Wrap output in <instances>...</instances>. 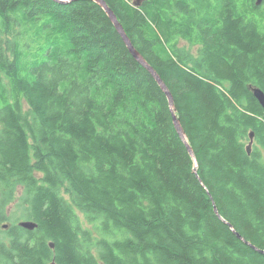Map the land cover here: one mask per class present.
Here are the masks:
<instances>
[{"label": "trees", "instance_id": "16d2710c", "mask_svg": "<svg viewBox=\"0 0 264 264\" xmlns=\"http://www.w3.org/2000/svg\"><path fill=\"white\" fill-rule=\"evenodd\" d=\"M106 1L197 160L100 4L0 0V264H264V1Z\"/></svg>", "mask_w": 264, "mask_h": 264}, {"label": "water", "instance_id": "95a60500", "mask_svg": "<svg viewBox=\"0 0 264 264\" xmlns=\"http://www.w3.org/2000/svg\"><path fill=\"white\" fill-rule=\"evenodd\" d=\"M58 2H70L73 0H56ZM95 2H97L98 4H100V6H102L105 11L107 12V14L109 15L110 19L112 20V22L114 23V25L116 26L117 30L119 31V33L121 34L123 40L125 41L126 45L128 46L130 52L132 53V55L143 65L145 66L150 73L154 76V78L157 80L158 84L162 87V89L164 90V92L166 93V95L168 96L169 102H170V106L172 108V112H173V118H174V124L175 127L180 135V137L182 138V140L184 141V143L186 144L190 154L192 155V157L194 158V160L196 161V155L194 153L193 148L191 147L188 137L186 135V132L184 131L180 120L178 119L176 113H175V108H174V98L173 95L170 91V89L168 88L167 84L165 83V81L163 80V78L161 77V75L157 72V70L146 60V58L143 56V54L135 47V45L133 44V42L131 41L129 35L127 34L123 24L119 21L118 16L116 15V13L114 12V10L109 6V4L107 3L106 0H93ZM264 0H256L257 4H261ZM133 4L135 6H141L144 2V0H132ZM255 96L258 98V100L260 101V103L262 104V106L264 107V90H262V88L258 87V86H252L251 87ZM253 143H254V132H251L250 134V142L248 144V152H251V149L253 147ZM215 211L218 213L219 217L225 222L227 223L230 228L234 231V233L241 239L243 240L246 244L250 245L251 247L259 250L260 252L264 253V250L262 249H258L255 245H253L250 241H248L247 239H245L233 226L232 223L228 222L226 219H224V217L219 214L217 207L215 206ZM19 225L28 229V230H33L36 226L37 223L26 219L23 221L19 222ZM7 226V225H4ZM8 227V226H7ZM52 247H54V244L51 245ZM49 264H56L55 261L53 260L52 262H50Z\"/></svg>", "mask_w": 264, "mask_h": 264}, {"label": "rangeland", "instance_id": "374dc122", "mask_svg": "<svg viewBox=\"0 0 264 264\" xmlns=\"http://www.w3.org/2000/svg\"><path fill=\"white\" fill-rule=\"evenodd\" d=\"M179 44L182 47L188 48L194 54L199 53V49H198L199 45H191L190 42H188L185 39H181ZM21 195H22V192L20 190L18 194L16 195V197L13 199V202H11L8 205L6 213L9 219L3 220V222L0 223V230H4L3 224L7 223L11 225L12 223H15V222L19 223L20 221L26 220V218L22 217L24 213V208L26 207H25V202L22 199H20ZM84 222H85V226L92 227V224L86 223V220H84ZM0 237H3V236H0Z\"/></svg>", "mask_w": 264, "mask_h": 264}, {"label": "flooded vegetation", "instance_id": "af4514ba", "mask_svg": "<svg viewBox=\"0 0 264 264\" xmlns=\"http://www.w3.org/2000/svg\"><path fill=\"white\" fill-rule=\"evenodd\" d=\"M3 225H7L8 227L10 226L9 224H3ZM7 226H4V229H8V227Z\"/></svg>", "mask_w": 264, "mask_h": 264}]
</instances>
